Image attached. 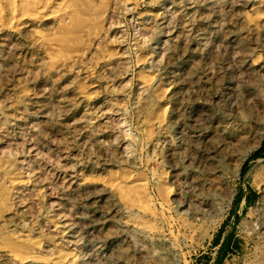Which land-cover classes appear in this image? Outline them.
I'll use <instances>...</instances> for the list:
<instances>
[{
	"label": "rangeland",
	"instance_id": "obj_1",
	"mask_svg": "<svg viewBox=\"0 0 264 264\" xmlns=\"http://www.w3.org/2000/svg\"><path fill=\"white\" fill-rule=\"evenodd\" d=\"M263 143L264 0H0V264H264Z\"/></svg>",
	"mask_w": 264,
	"mask_h": 264
},
{
	"label": "crops",
	"instance_id": "obj_2",
	"mask_svg": "<svg viewBox=\"0 0 264 264\" xmlns=\"http://www.w3.org/2000/svg\"><path fill=\"white\" fill-rule=\"evenodd\" d=\"M262 155L264 156V143L262 144ZM256 158H258V157H256ZM250 167H251V165L245 169V171L242 175V178H243L242 181L238 182L236 195H235V197L232 201V204L230 206V209L228 211L226 224L227 223H230V224L235 223L237 218L246 210V208H248L249 206H251L254 203V201L257 197L256 189H254L251 186V184L245 178ZM225 227H224V230H223V228L221 229L220 238L218 239V237H217L215 239L216 242L218 241L217 245H219L223 249H224L225 244L227 243V241L230 237V232H228L227 229H225ZM216 242H214V243H216Z\"/></svg>",
	"mask_w": 264,
	"mask_h": 264
},
{
	"label": "trees",
	"instance_id": "obj_3",
	"mask_svg": "<svg viewBox=\"0 0 264 264\" xmlns=\"http://www.w3.org/2000/svg\"><path fill=\"white\" fill-rule=\"evenodd\" d=\"M255 156H257V155H255ZM229 240V239H228ZM228 242V241H227ZM227 244V243H226ZM226 244H225V246H226Z\"/></svg>",
	"mask_w": 264,
	"mask_h": 264
},
{
	"label": "bare ground",
	"instance_id": "obj_4",
	"mask_svg": "<svg viewBox=\"0 0 264 264\" xmlns=\"http://www.w3.org/2000/svg\"><path fill=\"white\" fill-rule=\"evenodd\" d=\"M0 194H2V193H0ZM2 197V196H1Z\"/></svg>",
	"mask_w": 264,
	"mask_h": 264
}]
</instances>
